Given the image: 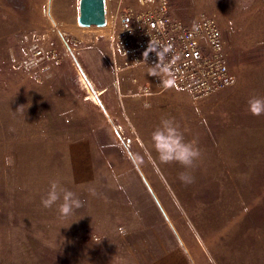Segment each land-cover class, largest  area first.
<instances>
[{"label": "rangeland", "instance_id": "374dc122", "mask_svg": "<svg viewBox=\"0 0 264 264\" xmlns=\"http://www.w3.org/2000/svg\"><path fill=\"white\" fill-rule=\"evenodd\" d=\"M78 1L0 0V264H264V0H168L222 27L238 82L211 98L118 53L137 0H106L104 27ZM162 119L199 150L190 169L157 158ZM53 181L80 206L45 207Z\"/></svg>", "mask_w": 264, "mask_h": 264}, {"label": "built area", "instance_id": "2783aa9c", "mask_svg": "<svg viewBox=\"0 0 264 264\" xmlns=\"http://www.w3.org/2000/svg\"><path fill=\"white\" fill-rule=\"evenodd\" d=\"M110 35L122 57L156 62L174 86L193 96L224 95L237 85L222 27L212 16L187 23L168 0H137L120 11Z\"/></svg>", "mask_w": 264, "mask_h": 264}, {"label": "clouds", "instance_id": "9594fccd", "mask_svg": "<svg viewBox=\"0 0 264 264\" xmlns=\"http://www.w3.org/2000/svg\"><path fill=\"white\" fill-rule=\"evenodd\" d=\"M250 104L255 110H260L264 100L253 99ZM152 148L157 158L162 163L176 162L184 169H190L199 158V150L190 142H186L178 126L169 119H162L160 124L151 133ZM181 181L190 183L192 177L189 172L180 173ZM58 200H62L60 209L63 214H69L74 208L80 206V200L76 194L63 187L58 181H53L45 197H42V204L50 207Z\"/></svg>", "mask_w": 264, "mask_h": 264}, {"label": "water", "instance_id": "95a60500", "mask_svg": "<svg viewBox=\"0 0 264 264\" xmlns=\"http://www.w3.org/2000/svg\"><path fill=\"white\" fill-rule=\"evenodd\" d=\"M49 14H50V11H49ZM77 22L81 27H92V26L104 27L107 23L106 0H79L78 1ZM59 34L61 37H63L61 32H59ZM64 42H65L67 49L71 53H73L71 47L66 43L65 40H64ZM73 57H74L77 65H78L85 81L87 82V84L89 85L90 89L92 90L94 96L96 97V99L100 103V106L105 110L102 102L100 101L99 96L97 95L95 89L93 88L92 84L90 83L85 72L81 68L79 62L76 60L74 55H73ZM108 119H109L110 124L113 126L115 132L117 133V135L122 140V136H121L119 130L116 128L115 123L113 122V120L109 116H108ZM122 143H123V145H125V142L123 140H122ZM156 201L158 202V204H159L161 210L163 211L164 215L167 217L165 211L163 210V208L160 205L157 198H156ZM169 223H170V225H172V223L170 221H169Z\"/></svg>", "mask_w": 264, "mask_h": 264}, {"label": "crops", "instance_id": "0c3cea01", "mask_svg": "<svg viewBox=\"0 0 264 264\" xmlns=\"http://www.w3.org/2000/svg\"><path fill=\"white\" fill-rule=\"evenodd\" d=\"M106 10H107V7H106ZM108 15V14H107Z\"/></svg>", "mask_w": 264, "mask_h": 264}]
</instances>
